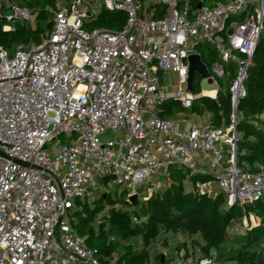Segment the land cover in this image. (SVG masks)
Masks as SVG:
<instances>
[{
  "label": "built area",
  "instance_id": "obj_1",
  "mask_svg": "<svg viewBox=\"0 0 264 264\" xmlns=\"http://www.w3.org/2000/svg\"><path fill=\"white\" fill-rule=\"evenodd\" d=\"M143 2L0 6L3 30L11 22L31 23L39 11L51 21L39 43H21L11 55L0 47V264H102L76 234L70 212L76 201L93 199L105 177L129 200L177 165L210 176L197 191L223 194L226 207L264 198V170L236 165L235 128L247 70L264 35V0H150L146 8ZM102 10L123 12L124 25L85 30ZM199 44L217 60L203 61ZM190 56L200 58L207 76L195 73L188 86ZM228 63L236 73L228 88L230 124L214 127L207 113L191 109L202 97L216 101ZM196 75L211 89L194 93ZM167 102L179 111L162 117ZM110 134L115 138L103 140ZM149 184L148 196L160 183Z\"/></svg>",
  "mask_w": 264,
  "mask_h": 264
},
{
  "label": "trees",
  "instance_id": "obj_2",
  "mask_svg": "<svg viewBox=\"0 0 264 264\" xmlns=\"http://www.w3.org/2000/svg\"><path fill=\"white\" fill-rule=\"evenodd\" d=\"M7 1L38 9L54 6L59 0ZM203 4L209 5L211 0H203ZM0 6L5 8L3 0ZM155 17H162L161 12ZM124 23L123 12L102 10L95 20L84 23V29H119ZM6 24L0 18V47L10 55L21 43H39L51 28L50 17L43 11L38 12L34 25L11 22V29L3 30ZM197 49L207 64L217 60L208 45L199 44ZM225 69L216 101L202 97L191 109L195 114L207 113L214 127L230 124L228 88L236 73L231 63ZM244 86L246 95L236 109V165L256 173L264 170V35L252 56ZM192 90L197 92L195 87ZM172 104L177 105L164 104L162 117L173 115ZM165 173L150 196L139 187L135 202L126 199V191L120 196L102 193L75 202L70 212L72 226L102 264H198L204 258H213V264H264V198L243 207H226L223 194L211 197L197 191L196 185L209 181L210 176L177 165H169ZM250 216L257 220L256 226L250 225ZM242 218L246 227L241 225Z\"/></svg>",
  "mask_w": 264,
  "mask_h": 264
},
{
  "label": "rangeland",
  "instance_id": "obj_3",
  "mask_svg": "<svg viewBox=\"0 0 264 264\" xmlns=\"http://www.w3.org/2000/svg\"><path fill=\"white\" fill-rule=\"evenodd\" d=\"M143 1H144L143 5H144L145 8L148 7L149 5H151L150 0H143ZM3 3L6 4V3H12V2H9L7 0H3ZM30 9L34 10L36 8H30ZM156 9H159V7L156 8ZM35 18H34V20H35ZM34 20L30 23L31 25H34ZM166 76H168V74L165 75V77ZM170 76L174 77V74H170ZM172 83H173V81L171 82V84ZM193 86L194 87H198V88H203V89H206V90L211 89V86L207 85V83L204 82L198 75H196V78L194 80ZM171 106H172V108L174 110V113L179 111V105L178 104L177 105L176 104H172ZM114 138L115 137L110 134V135L104 136L103 140L114 139ZM163 180H164V177H162L161 174L151 177L150 180L147 183H145L144 185L141 186V188H143L144 194H146V192H147L146 189L149 188V185H150L149 183H157V182H160V181H163ZM99 187H100V189L96 192L95 196L97 194H102L105 190H107L108 193L111 196H114V195L120 196L121 193L123 192V188L112 186L111 182H109L107 184H104L103 182L100 181L99 182ZM119 206H121V205H119ZM241 224L242 225L245 224V218H242ZM257 224H258L257 220H254V224H252V226H256ZM244 227H245V225H244ZM100 241H101V239L97 240L96 244H99Z\"/></svg>",
  "mask_w": 264,
  "mask_h": 264
},
{
  "label": "water",
  "instance_id": "obj_4",
  "mask_svg": "<svg viewBox=\"0 0 264 264\" xmlns=\"http://www.w3.org/2000/svg\"><path fill=\"white\" fill-rule=\"evenodd\" d=\"M199 6L200 5H198V7ZM188 62H189L188 86H190L195 73L199 74L203 78H206L207 70H206L205 65L201 62V60L198 56H190L188 58ZM0 155H1V153H0ZM109 179H111V177H105L102 179V182L104 184H106ZM129 201L135 202L136 197L135 196L130 197Z\"/></svg>",
  "mask_w": 264,
  "mask_h": 264
},
{
  "label": "bare ground",
  "instance_id": "obj_5",
  "mask_svg": "<svg viewBox=\"0 0 264 264\" xmlns=\"http://www.w3.org/2000/svg\"><path fill=\"white\" fill-rule=\"evenodd\" d=\"M209 95H213V93H210Z\"/></svg>",
  "mask_w": 264,
  "mask_h": 264
}]
</instances>
